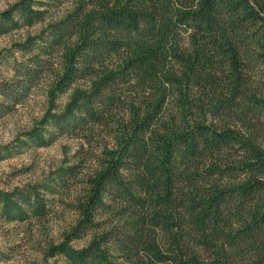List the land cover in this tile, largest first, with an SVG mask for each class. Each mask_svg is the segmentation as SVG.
<instances>
[{"label": "trees", "instance_id": "trees-1", "mask_svg": "<svg viewBox=\"0 0 264 264\" xmlns=\"http://www.w3.org/2000/svg\"><path fill=\"white\" fill-rule=\"evenodd\" d=\"M74 3L18 43L28 60L0 83L2 115L47 74L62 93L87 81L24 142L88 143L57 175L84 193L55 252L70 264H264V0ZM47 5L17 1L0 35L43 23ZM46 190H0L2 216L46 217Z\"/></svg>", "mask_w": 264, "mask_h": 264}, {"label": "rangeland", "instance_id": "rangeland-1", "mask_svg": "<svg viewBox=\"0 0 264 264\" xmlns=\"http://www.w3.org/2000/svg\"><path fill=\"white\" fill-rule=\"evenodd\" d=\"M17 1L0 0V12L11 8ZM74 2L48 0L43 23L0 35V83L16 81L17 70L28 60L19 51L18 43L28 35L37 36L43 30L50 32L53 29L51 25L62 22L73 10ZM52 75L47 74L38 80L23 102L13 106L9 113L0 115V190L15 191L26 184L36 183L55 187V191L46 190L45 193L51 206V212L46 217L10 221L0 211V264H70L66 256L55 252L53 247L65 240L77 220L75 205L83 196V184L79 178L72 177L68 184L56 183V179L64 166L72 165L79 159L81 147L86 150L88 143L79 135L70 134L59 135L52 144L43 147L31 141L24 143L27 142V132L35 127H51L50 123L43 125L42 122L47 112L62 111L73 91L87 84V81H82L69 92H57L53 90ZM0 102L10 104L1 95ZM91 238L89 235L71 244L82 247Z\"/></svg>", "mask_w": 264, "mask_h": 264}]
</instances>
